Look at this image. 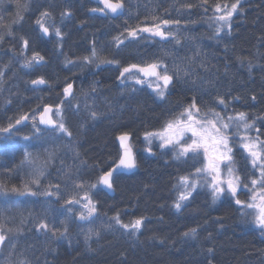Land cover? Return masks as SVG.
<instances>
[{
    "label": "trees",
    "instance_id": "16d2710c",
    "mask_svg": "<svg viewBox=\"0 0 264 264\" xmlns=\"http://www.w3.org/2000/svg\"><path fill=\"white\" fill-rule=\"evenodd\" d=\"M218 2L230 4L235 0H209L207 13L199 0H124L126 12L117 18L92 14L91 9L98 7L92 0H31L24 20L13 25L14 36L5 35L0 44V70L7 68L4 83L0 84V126H5L9 117L30 112L38 105H55L62 98L66 83L73 84L80 109L77 111L65 101L64 118L73 133L71 138L58 137L54 130L45 127L40 134L30 135L33 131L28 132L31 129L28 122V126H19L21 130L13 137L14 142L0 139V184L7 189L0 190V196L5 193L6 197L0 200V214L6 218L7 226L14 229L8 236L16 246L10 258L5 247L0 264H9V259L12 264H19L21 259L30 264H264V230L251 223L252 217L246 214L251 210L240 209L229 195L213 203L210 189L204 187L194 192L177 212L173 207L176 178L193 172L198 164L193 160L175 161L169 149L158 147L159 141L152 143L149 154L144 140L146 131L161 129L193 96L202 107L209 105L217 110H222V106L216 104V98L224 97L230 101L229 113L243 111L250 119L259 117L256 126L264 133V0H241L243 11L238 10L233 16L231 33L226 30L216 36L215 25L207 17L213 14L211 5ZM184 3L196 6L179 7ZM2 8L7 24L15 16V0H6ZM42 9L53 14L63 33L62 42L56 37L45 38L38 30L35 19ZM66 10L72 14L62 19L61 13ZM153 16L179 19V26L168 27L180 29L181 42L138 33L139 39L128 38L119 49L113 46L114 37L129 26H152ZM21 37L29 40L27 54L39 52L45 62L30 68L22 66ZM93 42L107 58L119 60L120 64L85 65L82 58L90 55ZM187 57H194L190 66ZM66 58L75 63L66 65ZM155 59H162L170 70L174 63L189 66L196 83H191L190 77L174 78L169 93L161 100L147 86L121 82L123 66ZM201 63L208 71L200 67ZM41 76L51 87L31 86L30 81ZM252 96L256 99L252 100ZM8 99L10 104L6 103ZM85 101L89 109L102 115L91 119ZM125 132L132 135L137 171L115 176L114 197L101 186L92 190L90 195L96 202L98 215L91 224L67 219L60 202L47 204L42 196L19 199L11 191L13 186L19 188L29 179L31 171L25 152L41 160L49 151L55 152L41 188L49 182L70 183L63 171L68 166H73L80 180L95 182L118 162L121 155L118 137ZM25 135L32 136V148H26ZM46 140L53 144L41 153ZM68 144L79 152L78 158L66 147ZM234 152L241 175L251 176L241 150L237 148ZM81 160L86 163L81 165ZM246 194L240 192L238 198L245 200ZM43 209H48L47 219L57 227H62L61 221L66 220V236L53 237L36 230ZM10 213L15 218H7ZM117 213L124 222L147 217L138 237L101 227ZM88 227L99 230L101 235L86 244L84 234ZM191 227L199 229L196 240L182 236ZM16 228L22 229V234ZM209 247L213 248L212 253L207 252Z\"/></svg>",
    "mask_w": 264,
    "mask_h": 264
},
{
    "label": "snow or ice",
    "instance_id": "6c2138e0",
    "mask_svg": "<svg viewBox=\"0 0 264 264\" xmlns=\"http://www.w3.org/2000/svg\"><path fill=\"white\" fill-rule=\"evenodd\" d=\"M103 5L102 8H93V13L100 12L102 14H111L112 16L123 15L125 4L124 0H98ZM31 0H15V16L9 23L4 24V16L2 14V6L5 0H0V44L3 43L5 35L14 36L13 25L20 24L24 20V14L30 11ZM199 4L203 7L205 13L209 10V0H199ZM196 5L184 3L179 5L181 8L191 9ZM213 14L207 17L214 25L216 36H220L227 30L231 33L232 18L237 14L241 8V0H235L233 3H216L211 5ZM71 11H64L61 13V18L70 16ZM152 20L155 22L152 26L137 25L136 27L129 26L124 32L114 37V47H119L125 44L128 38L139 39L138 33H150L154 37H160L162 40H169L171 38L179 44L180 37L178 32L180 29L166 26L181 24L179 19H160L153 16ZM35 24L38 30L44 36H55L59 42L63 41V33L60 27L55 24L53 14L47 10L39 11L35 19ZM126 33V35H125ZM22 55H24L23 67L30 68L34 64L39 65L45 62V57L39 52H33L30 56L27 54L29 48V40L21 37ZM199 53H197L198 55ZM83 63L85 65L92 64L97 67L101 64H116L119 65V60L107 58L102 50H98L93 42L90 55L84 56ZM188 65L190 66L194 57H187ZM75 61L71 59L65 60V64H74ZM243 63V59H241ZM189 66L174 63L171 70L169 66L162 59H155L143 64L131 63L123 66L120 71L119 78L122 83L128 80L134 81L136 85L144 86L152 89L156 97L163 100L169 93V87L174 84L175 80H182L184 78H191V83H196V77H193ZM249 61V68H251ZM205 71L208 69L203 63L200 65ZM7 68L0 70V84L4 83V75ZM129 74V75H126ZM33 86H48L51 83L44 77H38L30 81ZM135 90V89H133ZM95 91V88H93ZM238 100L239 97H233ZM252 100L256 97L252 96ZM65 101L68 106L74 107L77 111L80 109V104L76 101L73 92V84L66 83L62 89V98L55 104H43L32 109L30 112H20L14 117H9L5 126H0V139H10L16 136L21 130L19 126L29 122L32 127V135L41 133V125L47 129H52L56 133H62L71 138L73 133L66 126L64 118ZM75 102V103H74ZM10 104L11 100H6ZM216 104L222 106V110H217L216 107L198 104L195 96L191 101L184 106L171 119L167 120L163 127L155 131H146L144 133V140L148 147L146 151L152 153L151 145L154 141H159L158 147L161 149H169L175 161L186 162L187 160L200 161V166L195 167L193 172L179 175L176 178L177 197L173 207L177 212H180L185 207V202L189 201L193 193L199 187H207L211 191L213 203L219 200L225 193L235 198L234 202L240 206L242 210H251L247 215L252 217L251 223L264 230V139H261L260 127L256 126V119H250L249 115L243 111H235L229 113L230 101H226L224 97H217ZM85 109H89L87 101L84 103ZM101 113L89 109V116L91 119H97ZM16 130L15 132L13 130ZM255 133V135H253ZM32 136H23L24 140H30ZM120 146L123 149L118 162L114 167L102 172L95 180V182H85L78 178V173L73 171V166L65 168L64 176L68 178L69 182L61 184L60 182H49L46 186L41 188V180L45 176L47 167L52 163L55 152L49 151L47 158L41 160L39 157H33L31 153L25 152V161L31 167L29 179L22 183L21 187L13 186L11 191L18 195L24 196H42L45 198V203L51 204L53 202H60L61 206L67 213V219L75 218L81 222L91 224L94 218H97L98 209L96 202L92 199L90 193L98 186H104L108 190H114L113 174L117 170L132 171L138 167L136 155L133 151V144L131 143V134L125 132L118 137ZM66 147L71 149V145ZM239 148L245 154L244 159L250 166L251 176H242L234 157V151ZM74 155L78 158L79 152L71 149ZM86 161L81 160L80 164H85ZM78 167V166H77ZM73 176H77L73 179ZM203 182V183H202ZM35 188L36 190H33ZM246 189L250 193V199L245 201L238 198V193ZM0 190L7 191L3 184H0ZM48 198H52L49 200ZM70 206V207H69ZM48 209H43L42 217L36 223V230L43 232V234L51 233L53 237H64L68 233L67 222L61 221L62 227H57L55 222H49L47 219ZM242 214H245L242 212ZM5 217L0 214V253L5 247L9 249V258L15 251V244L9 241L8 234L13 232V228L8 227L5 222ZM147 217L140 216L128 222L121 220L120 214L109 218L110 222L102 224L101 227L105 230H122L124 233L132 238H136L141 233L145 220ZM16 232L22 234V229L16 228ZM199 229L191 227L182 233V236L188 240H196ZM101 233L99 230L88 227L84 240L86 244L94 238L99 239ZM211 235V234H209ZM5 241H9L6 245ZM161 243L164 241L161 240ZM213 248H207L208 253H212ZM9 264H12L9 259ZM19 264H30L27 259H21Z\"/></svg>",
    "mask_w": 264,
    "mask_h": 264
},
{
    "label": "rangeland",
    "instance_id": "374dc122",
    "mask_svg": "<svg viewBox=\"0 0 264 264\" xmlns=\"http://www.w3.org/2000/svg\"><path fill=\"white\" fill-rule=\"evenodd\" d=\"M5 3H6V0H5ZM57 25V24H56ZM58 26V25H57ZM58 27H60V26H58ZM164 30L165 31H167L168 30V26H166L165 28H164ZM145 35H147V36H151V37H154V36H152L150 33H144ZM45 37V36H44ZM52 38V37H55V36H48V37H45V38ZM156 38H160V37H156ZM161 39V38H160ZM170 39V38H169ZM162 40V39H161ZM126 75H129V74H126ZM127 82H129V83H134V81H132V80H128ZM135 84V83H134ZM138 86H141V85H138ZM144 86H146V85H144ZM28 124V123H27ZM26 123L25 124H23L24 126H28ZM31 127V126H30ZM43 127L44 126H42L41 128L43 129ZM31 131H33L32 130V127H31V129L29 128L28 129V132H31ZM42 132V131H41ZM57 135H58V137H64V134H62V133H56ZM0 135H2V134H0ZM30 135H32V134H30ZM253 135H255V133H253ZM5 140V139H4ZM6 141H11V142H14V139L13 138H10V139H7ZM15 144V143H14ZM52 144H53V142L51 141V140H46L45 141V147L43 148V149H40V152L42 153V152H44L47 148H48V146L49 145H51L52 146ZM34 145V142H33V140H32V138L30 139V140H28L27 141V144H26V148L27 149H29V148H32V146ZM26 149V150H27ZM39 152V153H40ZM234 154H235V152H234ZM241 154L243 155V156H245V154L242 152V150H241ZM48 155V154H47ZM47 155L45 156V157H43L42 158V160H44V159H46L47 158ZM235 157V156H234ZM235 160H236V158H235ZM195 163H197L198 164V166H200V161H199V159H197V160H195ZM236 164L238 165V163H237V161H236ZM197 166V167H198ZM30 167V166H29ZM238 167V166H237ZM29 171H31V167H30V169H29ZM43 183V181H41V184ZM203 183V182H202ZM201 188H204V187H199V188H197V190L198 189H201ZM240 192H247V194H246V196H245V201H247V200H249L250 199V193L246 190V189H242ZM239 192V193H240ZM7 194H10V192L8 191L7 192ZM224 195H229L228 193H225ZM223 195V196H224ZM222 196V197H223ZM230 196V195H229ZM221 197V198H222ZM6 197H5V193H3L1 196H0V200H4ZM17 198H19V199H24V198H26L27 200H30V199H33L34 197H32V196H27V195H24V196H21V195H17ZM7 211H9V210H7ZM8 212H5V215L7 214ZM15 218V215L14 214H12V213H10V214H8L7 215V218Z\"/></svg>",
    "mask_w": 264,
    "mask_h": 264
},
{
    "label": "water",
    "instance_id": "95a60500",
    "mask_svg": "<svg viewBox=\"0 0 264 264\" xmlns=\"http://www.w3.org/2000/svg\"><path fill=\"white\" fill-rule=\"evenodd\" d=\"M92 1H94V2H98V0H92ZM125 10H126V7H125V9H124L123 14L125 13ZM95 13H97V14H101V15H105V14H102V13H100V12H95ZM117 16H121V15H117ZM45 37H48V36H45ZM32 86H33V85H32ZM33 87H35V88H39V87H44V86L41 85V86H33ZM131 137H132V135H131ZM118 141H119V139H118ZM119 144H120V141H119ZM120 147H121V146H120ZM133 151H134V149H133ZM121 152H123V149H122V148H121ZM134 153H135V152H134ZM137 168H138V167H137ZM137 168L134 169V170H132V171H128V170H123V171H121V170H117V172L113 174V180H114V177H115L116 175H118V174H133V173L137 170ZM101 186H102V185H101ZM102 187L104 188V190H105L110 196H112V197L115 196V189H114V190H108V189L105 188L104 186H102ZM5 244H6V241H5ZM2 254H3V252L0 253V257L2 256Z\"/></svg>",
    "mask_w": 264,
    "mask_h": 264
},
{
    "label": "bare ground",
    "instance_id": "6f19581e",
    "mask_svg": "<svg viewBox=\"0 0 264 264\" xmlns=\"http://www.w3.org/2000/svg\"><path fill=\"white\" fill-rule=\"evenodd\" d=\"M125 4V3H124ZM118 144H119V141H118ZM119 146H120V144H119ZM120 149H121V147H120ZM149 153V152H148ZM149 154H152V153H149Z\"/></svg>",
    "mask_w": 264,
    "mask_h": 264
}]
</instances>
